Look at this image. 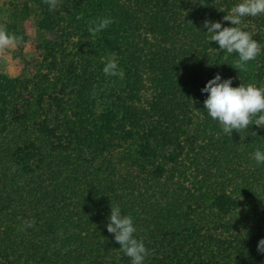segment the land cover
Segmentation results:
<instances>
[{"label": "trees", "instance_id": "obj_1", "mask_svg": "<svg viewBox=\"0 0 264 264\" xmlns=\"http://www.w3.org/2000/svg\"><path fill=\"white\" fill-rule=\"evenodd\" d=\"M240 2L13 0L3 25L33 54L18 76L0 65V264H131L107 231L114 205L144 264H264V129L229 137L201 92L216 74L264 87V15L244 18L262 47L244 70L203 27L232 26ZM113 54L122 75L106 76Z\"/></svg>", "mask_w": 264, "mask_h": 264}, {"label": "clouds", "instance_id": "obj_2", "mask_svg": "<svg viewBox=\"0 0 264 264\" xmlns=\"http://www.w3.org/2000/svg\"><path fill=\"white\" fill-rule=\"evenodd\" d=\"M43 3L48 5L49 11H54L60 0H43ZM260 15H264V0H241L223 17V20L230 22L232 26L225 27L221 22L210 20L203 23V27L210 34V42H215L220 50L228 54L238 55L234 67L237 70H244L248 62L255 60L262 51L261 44L245 30L244 24L245 17ZM111 23H113L111 18H98L90 23L88 32L95 35L105 30ZM22 40L23 37L10 34L6 26L0 24V50L17 46ZM102 70L106 76L122 75L114 54L107 58ZM201 92L207 93V98L203 101L207 115L218 122L219 127L229 137L233 131L239 133L252 125L264 129V87L242 83L233 87L231 78L222 80L221 76L216 74L205 84ZM252 158L257 164H264V151L256 150ZM110 207L107 231L114 235L115 242L130 258L131 264H144L148 250L143 241L135 236L137 229L133 218L130 215H123L118 205ZM34 226V219L27 220L21 225L20 230ZM257 251L264 254V238L259 240Z\"/></svg>", "mask_w": 264, "mask_h": 264}, {"label": "rangeland", "instance_id": "obj_3", "mask_svg": "<svg viewBox=\"0 0 264 264\" xmlns=\"http://www.w3.org/2000/svg\"><path fill=\"white\" fill-rule=\"evenodd\" d=\"M13 0H0V24L9 20L13 11ZM33 54V46L26 44L21 50L17 46H12L0 50V65L4 73L10 77H15L23 73L25 60Z\"/></svg>", "mask_w": 264, "mask_h": 264}]
</instances>
